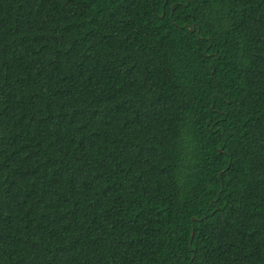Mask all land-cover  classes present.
<instances>
[{
	"label": "trees",
	"instance_id": "trees-1",
	"mask_svg": "<svg viewBox=\"0 0 264 264\" xmlns=\"http://www.w3.org/2000/svg\"><path fill=\"white\" fill-rule=\"evenodd\" d=\"M0 264H264V0H0Z\"/></svg>",
	"mask_w": 264,
	"mask_h": 264
},
{
	"label": "water",
	"instance_id": "water-1",
	"mask_svg": "<svg viewBox=\"0 0 264 264\" xmlns=\"http://www.w3.org/2000/svg\"><path fill=\"white\" fill-rule=\"evenodd\" d=\"M192 26H195V25H192ZM192 26L190 27V30H192V29H193V27H192Z\"/></svg>",
	"mask_w": 264,
	"mask_h": 264
}]
</instances>
